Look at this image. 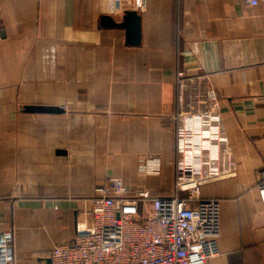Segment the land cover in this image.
Masks as SVG:
<instances>
[{"label":"crops","instance_id":"crops-1","mask_svg":"<svg viewBox=\"0 0 264 264\" xmlns=\"http://www.w3.org/2000/svg\"><path fill=\"white\" fill-rule=\"evenodd\" d=\"M126 10L141 15L139 44L103 24ZM0 31V231L15 233L13 264H49L110 179L174 191L179 69L211 77L232 147L233 170L202 181L223 203L210 264H264V0H0ZM194 140L219 160V118L199 119ZM148 156L160 173L141 171Z\"/></svg>","mask_w":264,"mask_h":264},{"label":"built area","instance_id":"built-area-1","mask_svg":"<svg viewBox=\"0 0 264 264\" xmlns=\"http://www.w3.org/2000/svg\"><path fill=\"white\" fill-rule=\"evenodd\" d=\"M248 1L258 4L260 0ZM176 84L174 191L164 195L144 188L131 192L119 178L98 185L91 219L77 223L73 239L54 246L50 255L53 264H210L222 233L223 203L202 197V181L233 170L232 147L217 111L211 77L179 69ZM210 117L219 118L222 157L216 162L206 155L197 156L194 140L196 122ZM162 166L160 158L148 156L141 162V171L160 173ZM260 178L258 192L264 202V164ZM182 191L188 196H182ZM15 260L14 231H0V264Z\"/></svg>","mask_w":264,"mask_h":264},{"label":"water","instance_id":"water-1","mask_svg":"<svg viewBox=\"0 0 264 264\" xmlns=\"http://www.w3.org/2000/svg\"><path fill=\"white\" fill-rule=\"evenodd\" d=\"M103 24L106 26L125 27L129 42L132 44H139L141 42L142 18L136 10H126L123 21L121 22H116L112 16L106 15L103 17ZM25 111L35 113H61L64 109L59 106L26 105ZM49 264H53L52 258H50Z\"/></svg>","mask_w":264,"mask_h":264}]
</instances>
